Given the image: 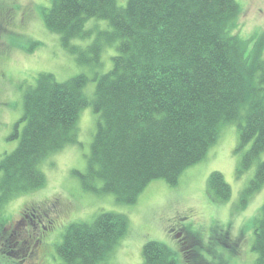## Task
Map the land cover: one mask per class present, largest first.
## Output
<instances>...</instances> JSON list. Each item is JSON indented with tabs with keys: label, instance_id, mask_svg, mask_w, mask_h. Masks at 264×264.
<instances>
[{
	"label": "trees",
	"instance_id": "trees-1",
	"mask_svg": "<svg viewBox=\"0 0 264 264\" xmlns=\"http://www.w3.org/2000/svg\"><path fill=\"white\" fill-rule=\"evenodd\" d=\"M241 13L236 0H127L125 7L118 0H52L45 25L81 62H90L88 54L98 60L102 51L99 43L87 49L71 44L87 36L90 18L110 22L118 53L111 71L98 79L92 103L84 94L83 75L58 82L42 73L27 87L24 113L11 136L19 145L0 162V209L46 185L41 163L78 143L80 113L90 104L98 124L84 179L89 191L114 194L119 203L132 205L155 180L176 186L186 169L206 157L220 127L240 117L245 120L239 124L241 146L251 144L241 172L248 170L264 154V40L234 34ZM88 179L103 187L96 190ZM263 185L264 161L243 192V207ZM208 188L218 203L232 196L219 172L210 175ZM128 232L126 216L100 214L90 224L69 225L57 254L61 264H99ZM189 243L202 264L201 246L192 238ZM253 251L256 264H264V206ZM143 257V264H177L174 252L157 242L144 246Z\"/></svg>",
	"mask_w": 264,
	"mask_h": 264
},
{
	"label": "rangeland",
	"instance_id": "rangeland-1",
	"mask_svg": "<svg viewBox=\"0 0 264 264\" xmlns=\"http://www.w3.org/2000/svg\"><path fill=\"white\" fill-rule=\"evenodd\" d=\"M236 1L242 13L234 34L245 40L256 37L264 40V0ZM126 2L118 0L120 7H125ZM51 6L52 0H0V162L19 145V139L11 136L24 113L25 91L28 86H35L40 74H52L58 82L85 76L88 82L84 94L92 103L98 79L111 71L113 57L118 53V39L110 38L113 32L110 22L90 18L85 24L87 36L76 38L71 44L87 49L99 43L102 51L98 60L88 54L90 62H81L79 54L64 46L60 34L47 29L44 14ZM244 122L240 117L238 122L223 124L206 157L186 169L176 186L155 180L138 202L127 205L119 203L114 194L97 193L85 187L88 157L98 124V115L92 104L88 105L80 113L78 143L67 145L41 163L46 185L17 196L0 209L3 223L0 264H61L57 247L68 226L90 224L104 213L126 216L129 232L99 264H143V248L149 242L170 248L177 264H197L192 249L179 241L187 237L201 246L197 248L202 264H256L258 254L253 251V244L256 219L264 206V185L247 198L246 207L242 201L243 192L250 187L264 161V154L241 172V161L251 147V144L242 147L240 143L239 124ZM213 172L221 173L232 189V196L226 202H216L209 192L208 182ZM87 183L96 190L103 187L99 180L88 179ZM28 210L37 211L43 220L45 213L49 216L51 213L54 225L46 232L34 230L37 227L24 215ZM27 230L35 231L41 238L38 240L41 251L34 261L15 252L16 233L19 232V239L20 236L26 239Z\"/></svg>",
	"mask_w": 264,
	"mask_h": 264
},
{
	"label": "flooded vegetation",
	"instance_id": "flooded-vegetation-1",
	"mask_svg": "<svg viewBox=\"0 0 264 264\" xmlns=\"http://www.w3.org/2000/svg\"><path fill=\"white\" fill-rule=\"evenodd\" d=\"M53 206L56 207V205H53ZM26 211L24 212L25 217L28 219H31L32 226L37 227V229H34V230L40 231V230L44 229L46 232V230L51 228L55 223L54 220L52 219L51 213H50V216L45 213L46 217H45V220H43V217L41 216L40 213H37V211L28 210V212L30 211V213H28ZM18 233H16L17 238H18L16 241V250H15L16 254L19 257H24V256L29 257L28 260H30V261L36 260L39 252L41 251V249H40L41 244H39L40 241H38L41 238L33 230H27L26 231V233H27L26 239H23L22 236H20V239H19ZM179 233H181V232H179ZM190 240L191 239L189 237H187L184 239H180L179 241L181 242V245H183L185 248H189L188 245L190 244L189 243Z\"/></svg>",
	"mask_w": 264,
	"mask_h": 264
}]
</instances>
